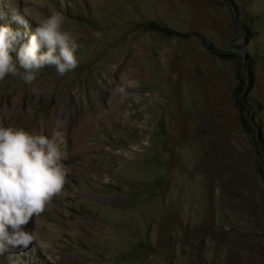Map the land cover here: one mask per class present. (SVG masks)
<instances>
[{"label":"rangeland","instance_id":"rangeland-1","mask_svg":"<svg viewBox=\"0 0 264 264\" xmlns=\"http://www.w3.org/2000/svg\"><path fill=\"white\" fill-rule=\"evenodd\" d=\"M0 10L33 32L59 12L79 44L63 76L0 81V124L60 132L69 169L4 264H264V0Z\"/></svg>","mask_w":264,"mask_h":264},{"label":"clouds","instance_id":"clouds-1","mask_svg":"<svg viewBox=\"0 0 264 264\" xmlns=\"http://www.w3.org/2000/svg\"><path fill=\"white\" fill-rule=\"evenodd\" d=\"M12 20L28 23L21 12H14ZM36 23L31 35L0 24V81L13 76L31 84L46 66L54 67L57 76L78 67V37L65 26V16L55 12ZM66 158L60 132L44 134L0 124V264L6 254L23 252L36 241L22 226L62 191L69 174Z\"/></svg>","mask_w":264,"mask_h":264},{"label":"trees","instance_id":"trees-1","mask_svg":"<svg viewBox=\"0 0 264 264\" xmlns=\"http://www.w3.org/2000/svg\"><path fill=\"white\" fill-rule=\"evenodd\" d=\"M0 12L3 14L2 17L7 16V12H2L1 10H0ZM22 31L27 32L29 35H31V34L34 33L33 30H32V27H31V28H30V27L28 28V26H26V25L22 28ZM13 54L15 55V53H13ZM16 262H17L18 264H22V262H21L20 260H16Z\"/></svg>","mask_w":264,"mask_h":264},{"label":"water","instance_id":"water-1","mask_svg":"<svg viewBox=\"0 0 264 264\" xmlns=\"http://www.w3.org/2000/svg\"><path fill=\"white\" fill-rule=\"evenodd\" d=\"M248 123H249V125L251 126L250 115H249V118H248Z\"/></svg>","mask_w":264,"mask_h":264}]
</instances>
